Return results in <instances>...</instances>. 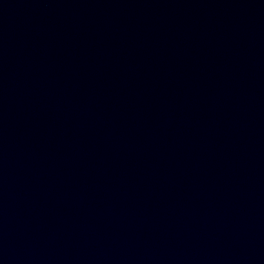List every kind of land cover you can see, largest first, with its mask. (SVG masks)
Segmentation results:
<instances>
[{
    "label": "water",
    "instance_id": "water-1",
    "mask_svg": "<svg viewBox=\"0 0 264 264\" xmlns=\"http://www.w3.org/2000/svg\"><path fill=\"white\" fill-rule=\"evenodd\" d=\"M0 264H264V0H0Z\"/></svg>",
    "mask_w": 264,
    "mask_h": 264
}]
</instances>
